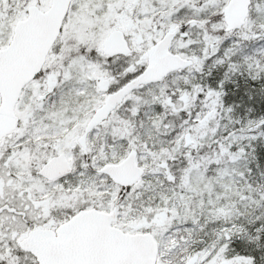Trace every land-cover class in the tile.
<instances>
[{
    "label": "snow or ice",
    "instance_id": "obj_1",
    "mask_svg": "<svg viewBox=\"0 0 264 264\" xmlns=\"http://www.w3.org/2000/svg\"><path fill=\"white\" fill-rule=\"evenodd\" d=\"M0 264H264V0H0Z\"/></svg>",
    "mask_w": 264,
    "mask_h": 264
}]
</instances>
